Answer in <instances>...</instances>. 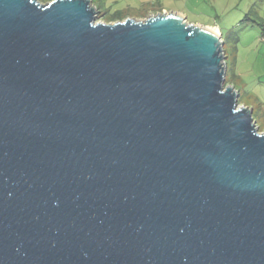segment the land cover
<instances>
[{
    "label": "water",
    "instance_id": "obj_1",
    "mask_svg": "<svg viewBox=\"0 0 264 264\" xmlns=\"http://www.w3.org/2000/svg\"><path fill=\"white\" fill-rule=\"evenodd\" d=\"M98 14L0 0V264H264V133L222 35Z\"/></svg>",
    "mask_w": 264,
    "mask_h": 264
},
{
    "label": "rangeland",
    "instance_id": "obj_2",
    "mask_svg": "<svg viewBox=\"0 0 264 264\" xmlns=\"http://www.w3.org/2000/svg\"><path fill=\"white\" fill-rule=\"evenodd\" d=\"M92 4L104 12L98 0H93ZM248 11L249 20L237 21L233 26L229 23L222 29L226 63L224 87H227L226 81L231 82L229 86L238 92L237 108L251 109L258 133H264V0H251ZM110 20L108 14L96 19L102 23Z\"/></svg>",
    "mask_w": 264,
    "mask_h": 264
},
{
    "label": "crops",
    "instance_id": "obj_3",
    "mask_svg": "<svg viewBox=\"0 0 264 264\" xmlns=\"http://www.w3.org/2000/svg\"><path fill=\"white\" fill-rule=\"evenodd\" d=\"M250 2L251 0H98L102 11L118 15L123 20L131 17L143 19L157 13H178L188 24L213 28L222 37V29L229 23L233 26L237 21L240 23L249 20V14L246 13L249 12Z\"/></svg>",
    "mask_w": 264,
    "mask_h": 264
},
{
    "label": "trees",
    "instance_id": "obj_4",
    "mask_svg": "<svg viewBox=\"0 0 264 264\" xmlns=\"http://www.w3.org/2000/svg\"><path fill=\"white\" fill-rule=\"evenodd\" d=\"M41 3H47V2H50L52 0H39ZM104 14H108L110 17H111V20L110 22H116V21H122L123 18L122 17H119L118 15H110L109 13H106V12H101L99 11V14H98V19H101L103 17ZM109 23V22H108ZM260 26V25H259ZM261 27V26H260ZM230 81H226V86H229V84H231V82L229 83ZM237 91V90H236Z\"/></svg>",
    "mask_w": 264,
    "mask_h": 264
},
{
    "label": "bare ground",
    "instance_id": "obj_5",
    "mask_svg": "<svg viewBox=\"0 0 264 264\" xmlns=\"http://www.w3.org/2000/svg\"><path fill=\"white\" fill-rule=\"evenodd\" d=\"M214 32H216V31L214 30Z\"/></svg>",
    "mask_w": 264,
    "mask_h": 264
}]
</instances>
